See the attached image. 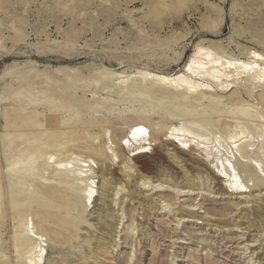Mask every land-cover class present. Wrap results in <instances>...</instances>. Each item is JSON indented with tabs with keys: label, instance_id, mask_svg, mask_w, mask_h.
<instances>
[{
	"label": "rangeland",
	"instance_id": "rangeland-1",
	"mask_svg": "<svg viewBox=\"0 0 264 264\" xmlns=\"http://www.w3.org/2000/svg\"><path fill=\"white\" fill-rule=\"evenodd\" d=\"M154 3L156 0H70V9L66 10L63 4H57V0H0V100L11 97L12 91L22 90L20 79L31 77L32 83L44 70L48 73L57 69L71 70L76 77L88 79L104 69L131 74L148 68L175 74L183 70L197 47H209L218 41L230 54L242 60H247L243 48L264 54V0H184L179 10L169 9L158 17L151 14ZM134 24H138V28ZM55 77L62 83L60 90L69 93L73 106L80 109L79 114L73 115L49 103L37 110L43 116L59 119L72 117L73 120L89 121L100 116L116 144L129 133L136 112L156 110L162 114L158 104L151 106L150 102L130 97L125 92L108 93L95 86L87 89L60 76ZM255 92L256 101L240 86L230 92L218 91L217 95L223 97L224 102L219 108L224 113L226 104L238 95L242 97L243 105L260 103L264 91L259 87ZM102 99H112V107L97 106L96 102H103ZM21 102L22 99L16 101ZM23 102H27L25 98ZM2 104L0 160L6 170L3 134L4 108L7 106ZM214 121L219 127L221 122L217 117ZM249 128L256 138L257 133H263L261 128ZM150 130L155 136L154 128L150 127ZM214 133L215 130L209 132V137L215 138ZM164 134L157 133L160 140L156 146L153 143V153L135 156L137 151L131 152V170L123 163L108 162V177L104 180L99 172L96 181L100 183L96 185L105 181L108 187L112 183L111 187L115 185L116 189L104 192L100 187L97 201L88 207L83 199H77L67 207L68 200L80 195L76 185L70 186L59 180L44 187L38 184L39 190L53 193L54 207L47 210L55 218L70 216L75 224L73 232L66 231L28 213L30 226L34 222L50 232L51 241L44 242L48 244V264H264V191L259 193L264 189V183L250 178L246 184L252 192L243 198L219 192L221 182L207 170L209 165L203 163L201 155L194 152L199 161L186 156L187 163L177 164L172 158L176 150L165 144ZM86 143L79 140L74 145ZM261 147V140H256L255 147L242 146L234 152L241 164L250 165L252 159L259 160L258 171L264 175ZM137 174L149 180L152 186L138 185ZM246 174L243 172L242 177ZM188 179L194 185L193 193L183 191H189ZM4 180L10 201L6 174ZM121 180L124 186L127 184L128 189L135 191L136 199L127 196L128 189L121 191L117 186ZM160 183L163 187L152 189ZM175 183L178 189L173 188ZM118 189L120 192L116 195ZM106 194L109 198H105ZM150 201L158 208L152 214L146 208ZM37 202L42 203L41 200ZM107 203L113 208L115 218L110 217L104 222L103 218L106 219L109 213ZM256 208L262 218L257 217ZM108 220L113 225L107 223ZM14 234V222L10 217L6 227L0 228V263L17 264L12 243ZM101 242L104 247L108 244L113 247L97 253L95 247ZM67 256L69 263L64 260Z\"/></svg>",
	"mask_w": 264,
	"mask_h": 264
},
{
	"label": "bare ground",
	"instance_id": "bare-ground-1",
	"mask_svg": "<svg viewBox=\"0 0 264 264\" xmlns=\"http://www.w3.org/2000/svg\"><path fill=\"white\" fill-rule=\"evenodd\" d=\"M57 4H63L66 10L70 9V0H57ZM183 5L184 0H156L151 6V14L158 17L169 9L177 11ZM137 25L134 24L136 27ZM242 53L247 56V60L230 54L218 41L210 44L209 47H197L183 70L175 74L161 70L152 71L148 68L131 74L104 69L99 75L88 79L76 77L71 70L65 72L57 69L54 73L42 71L36 76L37 80L40 79L38 83L35 82L37 80L31 83V77L20 79L22 90L12 91L11 97L0 100L2 105L7 106L4 108L3 139L4 146L6 145L4 157L8 164L5 170L0 160V228H5L12 217L15 228L12 243L17 264H48L49 252L46 248L48 244L44 242L51 241L50 232L36 226L34 222L30 226L29 212L37 218L40 217L44 221L65 228L66 231L75 230V224L70 216L55 218L47 210L54 207V200L51 199L53 193L39 190V183L44 187L59 180L60 183L70 186L76 185L80 195L76 194L75 199L68 200L67 207L77 199H83L85 206L88 207L97 201L100 187L104 192L115 187V185L111 187L112 183L108 187L105 181L97 186L96 183H100L96 181L98 173L101 172L105 180L110 172V162L123 163L125 168L131 170V166L129 167V162H133L131 152L137 151L135 156L138 154L147 156L149 151L153 153V145L156 146L157 140H160L157 138V133H165V144L174 146L176 154L172 158L177 164L187 163L186 156L192 161H199L198 157L201 155L203 163L207 167L209 165L207 170L211 171L214 179L221 182L219 192L223 191L228 195L243 198L246 193L252 192L246 184L250 178L256 179L257 183H264V175L258 171L261 166L260 161L252 159L250 165L241 164L237 161L234 152L235 148L241 149L242 146L255 147L256 140H261V148L264 152V96L260 95V103L243 105L242 97L238 95L226 104L227 110L224 113L219 108L220 103L224 104V102L221 100L223 97L217 95L218 91L230 92L236 86H240L251 94L253 101H256L257 88L260 87L264 91V54L247 48H243ZM56 75L87 89L95 86L108 93L125 92L130 97L134 96L150 102L151 106L158 104L162 114L156 110L136 112L137 117L129 133L120 140L119 144H116L109 129H106V122L100 116L90 118L89 121L73 120L72 117L59 119L51 115L43 116L37 110L49 103L62 110L66 109L73 115L79 114L80 109L73 106L74 102L70 100V94L60 90L62 83L55 77ZM40 97L43 99L40 100ZM24 98L27 102H23ZM20 99H22L21 104L16 103ZM102 101L96 102V105L101 104L103 108L112 107V99H102ZM215 117L221 122L219 127L215 124ZM232 120L235 122L232 123ZM249 126L261 128L263 133H257L256 138ZM150 127L154 128L155 136H152ZM140 129L144 131L141 132ZM214 130L215 138L209 137L208 133ZM79 140H85L87 143L74 145ZM150 147L152 149H149ZM194 152L199 156L193 154ZM245 153L249 154L248 151ZM96 169L99 171L97 172ZM243 172L247 173L244 178ZM5 174L9 181L10 201L4 180ZM184 177H187V173H184ZM135 179L138 185L142 183L144 186H152L149 180L138 174ZM123 183L124 181L121 180L119 185L117 184L121 187V191L128 189L127 184L124 186ZM186 183L189 191L187 189L183 191L193 193L194 185L189 179ZM160 187H163L162 183L152 189ZM173 188L178 189V184L175 183ZM262 191L264 189L258 192L262 193ZM119 192L118 189L116 195ZM109 196L106 194L105 198ZM127 196L132 200L137 198L132 189H128ZM40 200L42 203L39 204L37 201ZM103 201L106 203L105 199ZM109 205H107L108 217L103 218L104 222L110 217L115 218L112 216L113 208ZM146 206L150 214L158 211L153 201L148 202ZM258 210V208L255 210L257 217L262 218ZM107 223L113 225L109 220ZM103 245L104 242H101L95 247L97 253L108 251L113 247L112 244H108L107 247ZM64 260L66 263L70 262L68 256ZM0 264L13 263L7 261Z\"/></svg>",
	"mask_w": 264,
	"mask_h": 264
},
{
	"label": "snow or ice",
	"instance_id": "snow-or-ice-1",
	"mask_svg": "<svg viewBox=\"0 0 264 264\" xmlns=\"http://www.w3.org/2000/svg\"><path fill=\"white\" fill-rule=\"evenodd\" d=\"M139 131H141V132H142V131H144V129H140Z\"/></svg>",
	"mask_w": 264,
	"mask_h": 264
}]
</instances>
